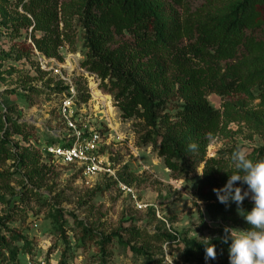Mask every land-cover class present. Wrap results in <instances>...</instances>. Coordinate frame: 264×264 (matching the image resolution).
<instances>
[{"label": "trees", "instance_id": "trees-1", "mask_svg": "<svg viewBox=\"0 0 264 264\" xmlns=\"http://www.w3.org/2000/svg\"><path fill=\"white\" fill-rule=\"evenodd\" d=\"M11 5L15 14L10 18L11 30L14 35L28 31L27 51L36 49L60 60L59 48L67 45L71 50L73 45L75 31L69 23L75 15L85 48L80 65L95 73L99 86L112 94L120 118L133 120L136 144L150 145L173 178L186 177L202 165L195 203L201 201L213 221H229L245 230L250 227L242 216L253 207L251 200L245 198L242 210L237 211L234 202L225 206L213 192L236 171L230 158L237 147H224L216 156H207L210 138L223 127L221 110L207 96L242 93L259 99L256 117L264 126V0H204L195 8L185 0L5 1L6 10L10 7L11 11ZM82 85L78 82L79 90ZM53 89L57 91V85ZM3 126L0 114V160H12L16 169H24L26 181L40 186L49 165L40 160L39 150L7 145L13 134L26 140L29 132L24 128L33 127L17 121ZM190 143L197 144L196 151L189 150ZM249 158L264 159V144L253 149ZM120 180L124 181L122 176ZM235 186L247 188L240 182ZM199 216L203 220L201 211ZM223 229L217 230L220 238ZM9 237L24 238L16 231ZM130 238H153L166 244L175 240L165 230L150 234L135 229ZM220 242L210 240L216 252L227 244ZM204 243L186 240V258L205 259ZM130 247L138 250L136 245ZM0 248H9L4 235H0ZM141 248H146L144 243ZM58 264L65 261L60 259Z\"/></svg>", "mask_w": 264, "mask_h": 264}, {"label": "rangeland", "instance_id": "rangeland-1", "mask_svg": "<svg viewBox=\"0 0 264 264\" xmlns=\"http://www.w3.org/2000/svg\"><path fill=\"white\" fill-rule=\"evenodd\" d=\"M5 1L14 0H0L3 129L11 127L15 121L31 125L33 129L24 128L29 132L26 140L21 134H13L8 137L7 145L17 143L37 150L50 136L53 121L50 110L57 101V93L53 84L44 80L38 71L34 49L27 51V44L31 42L28 31L22 29L18 35L12 32L10 18L15 14L12 5L11 11L10 7L5 9ZM63 1L69 3L70 0ZM185 1L195 8L204 0ZM69 24L75 31L70 48L82 55L85 48L75 15L71 16ZM100 90L113 98L103 88ZM207 99L221 110L223 125L218 134L210 138L207 156H216L219 149L228 146H242L250 153L264 144V126L256 117V113H260L259 99H250L242 93L226 97L210 93ZM107 112L112 134L123 133L128 140L114 146L111 153L119 163L118 176L123 177L125 182L121 181L132 193L121 190L117 182L108 177H99L91 185H85L73 170L51 164L40 186H34L25 180L24 169H16L12 160H0V235L9 241V248H0V264H21L27 258L54 263L62 259L65 264H155L157 259H162L161 264H229L230 240L227 244L220 242L224 246L222 251L216 252L215 259L188 260L184 254L186 240L204 241L203 238L208 237L221 241L217 232L219 226L245 230L229 221L211 220L203 203H195L196 180L201 176L198 173L202 165L186 177L173 178L150 145L136 144L133 120L121 119L115 106H110ZM231 116L235 120L229 121ZM135 201L145 207H137ZM7 216L11 220L8 221ZM135 229L150 234L165 230L174 235L175 240L168 244L153 238L132 240L131 232ZM12 231L24 238L9 237ZM142 243L146 248H141ZM131 245H136L138 250Z\"/></svg>", "mask_w": 264, "mask_h": 264}, {"label": "built area", "instance_id": "built-area-1", "mask_svg": "<svg viewBox=\"0 0 264 264\" xmlns=\"http://www.w3.org/2000/svg\"><path fill=\"white\" fill-rule=\"evenodd\" d=\"M34 52L37 69L44 80L58 87L57 101L50 110L53 115L50 136L37 147L40 160L73 170L85 185H91L99 177H108L117 182L121 190L132 193L131 188L120 180L119 163L114 161L115 155L111 153L114 146L128 140L123 133L112 134L107 112L110 106L114 108L112 98L93 96V89L101 92L98 76L82 67L83 55L68 49V46L59 48L61 60L36 49ZM78 82L83 84L84 90L78 89ZM135 202L137 207H145V204ZM21 264L58 262L27 258Z\"/></svg>", "mask_w": 264, "mask_h": 264}, {"label": "clouds", "instance_id": "clouds-1", "mask_svg": "<svg viewBox=\"0 0 264 264\" xmlns=\"http://www.w3.org/2000/svg\"><path fill=\"white\" fill-rule=\"evenodd\" d=\"M188 148L196 151L198 146L190 143ZM230 159V166L236 171L228 175L223 187L214 188L213 192L218 201L225 206L234 202L237 205V211L242 210L240 205L245 198L250 197L253 207L242 216L250 226L247 230L225 226L224 236L220 239L222 243L231 241L228 247L229 264H264V159L254 162L242 146L233 150ZM198 174L203 176L204 171ZM237 182L246 184L247 190L235 186ZM203 239L205 259H215V245L210 243L211 238Z\"/></svg>", "mask_w": 264, "mask_h": 264}, {"label": "bare ground", "instance_id": "bare-ground-1", "mask_svg": "<svg viewBox=\"0 0 264 264\" xmlns=\"http://www.w3.org/2000/svg\"><path fill=\"white\" fill-rule=\"evenodd\" d=\"M93 96L94 97H103V98H105V99H107L108 98V96H104L103 94H101L98 90H96V89H93Z\"/></svg>", "mask_w": 264, "mask_h": 264}]
</instances>
